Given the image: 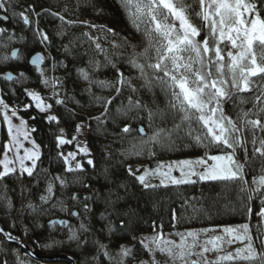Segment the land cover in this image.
<instances>
[{
  "label": "trees",
  "instance_id": "trees-1",
  "mask_svg": "<svg viewBox=\"0 0 264 264\" xmlns=\"http://www.w3.org/2000/svg\"><path fill=\"white\" fill-rule=\"evenodd\" d=\"M13 1L19 4L22 11L28 9L29 5L34 7V10L29 9L26 13L30 23L25 25L22 17L12 18L8 13L9 20L0 21V27L20 32L22 39L17 48L21 54L29 56L38 51L45 56V64L49 61L64 64V75L58 96L55 98L46 96L45 90L37 87V91L52 105L59 121L48 122L45 114L33 105L30 104L27 110L24 109L29 97L25 94L26 89L15 83L16 78L23 74L36 84L39 78L33 66L28 62L20 66L0 64V71L6 68L14 72L21 70V74L10 81L0 79V95L9 105L18 108L20 116L30 127L31 136L39 146L40 153L32 176L15 172L0 180V197L7 198L0 199V223L6 230L20 234L21 227L25 226L27 229L25 239L36 251L67 252L74 257L77 264H120L113 258L109 261L103 254L99 246L106 241L111 247H117L123 242L132 244L136 259L143 257L146 251L140 246L137 236L143 232L154 231L153 224L156 226L155 230L165 231L247 222L250 225V234L255 237L257 225L260 223L255 215L261 207L260 199L254 197L250 202L253 214L249 219L245 206L249 202L246 193L240 192V182L211 181L181 185L165 183L166 186L155 183L153 185L156 187L145 188L128 174V165L132 163L140 162L153 166L160 159L204 155L205 149L197 146L188 137L187 125L178 133L173 132L172 139L175 143L171 148L142 144V139L147 140L156 129H173L175 124L180 123V113L169 107L170 91H165L154 80L151 86L147 85L141 78L139 70L130 63L134 52L141 53L147 47V40L143 28L137 30L120 0ZM186 3L193 4V0H186ZM194 7L195 11H199L198 4ZM258 7L261 9V16L264 17V0H259ZM37 13L39 15H36ZM52 13H59L65 21L74 23H62L59 17ZM191 18L195 24L202 26L203 22L194 13ZM87 20L103 24L104 31L111 41V47L106 53L96 52L89 44L85 36V27L81 23ZM108 29L113 31L109 32ZM37 30L47 34L49 38L47 42H41ZM2 34L0 33V37ZM207 34L208 30L202 28L198 39L203 40ZM137 59L140 63L145 62L143 57ZM117 68L130 82L123 86L119 95L114 88L96 83L115 82ZM81 69L89 74L92 81L90 85L87 83L88 80L82 78ZM254 80H259V77ZM255 96L253 91L240 93L239 97L234 96L232 100L222 105L224 114L237 120L241 110L253 108L256 103ZM96 97L112 98L108 114L104 117H101L104 106L97 102ZM129 97L133 101L138 100L146 108H133L129 111L127 109ZM240 97L247 102L241 103ZM57 98L64 103L56 104ZM147 109L154 113L151 123ZM92 117L101 118L90 119ZM82 120L87 121L85 140L89 148L88 156L93 164L89 165L85 161L82 170L66 171L65 184L55 187L61 191L58 194L65 197V200L59 201L62 208L56 206L57 210L48 208L42 211L38 208L40 195L49 180L64 170V162L62 157L58 156L55 138L61 135L60 129L64 130L62 134L64 137L70 138L77 123ZM126 124L132 129L129 133L121 131ZM139 126L145 130L143 136L138 132ZM193 127L197 125L193 124ZM33 129L35 131H32ZM4 136L1 127L0 151ZM247 139L248 160L245 161L243 149L238 150L237 156L240 162L245 164V179L249 186H252L254 178L264 175L261 171L264 168V158L259 154L253 156L250 134H247ZM149 148L155 152L154 156H149ZM209 151L218 152L215 148ZM58 194L56 193L57 197ZM73 195L77 199H72ZM85 197L89 199L85 200ZM8 200L11 201V208L7 207ZM186 200L189 204H185ZM75 202H78V209L73 210L71 207ZM85 203L89 206L88 212L84 210ZM193 206L197 212H193ZM73 211L78 215L73 216ZM173 211L177 217L175 221ZM54 212L58 213L59 217L68 218L67 225L74 224L78 228V239L72 243L71 250L64 242L58 247L48 248L47 251H41L37 247L36 242L42 243L48 238L46 216ZM81 223L86 226V231L80 229ZM57 227L65 230L63 225ZM261 231H264V224H261ZM24 251L19 243L8 241L0 234V264H4L5 260L7 264H20L18 257Z\"/></svg>",
  "mask_w": 264,
  "mask_h": 264
},
{
  "label": "snow or ice",
  "instance_id": "snow-or-ice-1",
  "mask_svg": "<svg viewBox=\"0 0 264 264\" xmlns=\"http://www.w3.org/2000/svg\"><path fill=\"white\" fill-rule=\"evenodd\" d=\"M120 2L129 12V16L137 30L143 28V34L147 40V47L141 53L134 52L130 63L139 70L141 78L145 80L147 85L151 86L154 80L165 91H170L169 107L180 113V123L175 124L173 129H156L147 140L142 139V144L171 148L175 143L172 139L173 132L178 133L187 125L188 137L197 146L205 149L204 156L197 157L195 160L173 162L180 171L179 178L171 175L173 164L164 165L163 163H159L156 169L145 168L143 173L139 175L137 173L140 172V169L137 168L134 171L129 165L128 174L133 176L145 188L156 187V185L146 182L147 177L153 175L164 177L161 184H165L166 180L174 185L211 181L240 182V192L246 193L249 202L245 205L249 219L253 214L250 202L255 197L259 198L261 203L260 210L255 213L260 221L257 225L255 237L250 234L249 223H245L235 227H223L224 235L212 236L206 239L204 244L199 243V236L201 233L207 234L210 229H190L185 233H177L180 237L178 243L164 238L162 233H157L151 238L142 239L141 245L150 255L159 251L166 253L174 262L179 260L182 264H189L188 258L193 255L203 256L204 253L210 251L218 252L222 249L223 244L230 245L239 241L243 244V247L236 248L234 253L217 255L213 261H209L205 257L203 264H225V262L264 264V231H261V224H264V175H261L258 179L254 178L252 186H249L248 181L245 179V164L241 163L237 156L238 150L243 149L245 161L248 160L247 134H250L253 156L259 154L260 157L264 158V119H262L264 117V17L261 16V9L258 7L259 0H193V4L186 3V0H120ZM10 3L11 0H0V10L4 12L3 16H0V21L9 20ZM195 4L199 5V11H195ZM132 8H134V11H132ZM29 9L34 10V7L29 5L28 9L19 13L25 25L30 23L29 16L26 14ZM193 13L203 22L202 26H198L193 22L191 18ZM15 15L17 14L13 12V16ZM52 15L59 17L62 23H74L73 21H65V18L60 16L59 13H52ZM81 23L88 24L87 21H81ZM90 26L96 27V25ZM202 28L207 29L208 34L204 36L202 41H198L197 37L201 35ZM4 31L6 29L0 28V32ZM108 31L112 32L113 30L108 29ZM37 34L40 36L42 43L48 41L49 38L46 33L37 30ZM96 47L103 51L98 43ZM256 49L259 50V58L254 54ZM151 52H154V56L150 54ZM12 56H16L15 51ZM138 57H143L145 62H138ZM8 59V56L3 57L5 61ZM42 59V55L37 53L30 62L36 65L39 70ZM113 67H115L114 64ZM80 74L84 80L92 83L86 71L81 69ZM41 75H43L42 72ZM256 77H259V80L253 79ZM4 78L11 80V73H6ZM41 82L53 88V98L58 96L55 90L56 85L59 83L58 78H52L51 83L47 79H42ZM96 83L103 87L114 88L117 95L122 92L124 85L130 84L118 68L115 82L96 81ZM250 91L258 92V95L254 98L256 103H254L252 109L241 110L237 120H233L224 114L222 107L224 103L232 100L234 96L239 97L240 93ZM25 94L31 98L35 107L41 113L51 109L52 105L46 104L39 93L26 89ZM95 99L104 106L101 117L106 116L112 98L96 97ZM55 102L58 105L64 103L63 100L58 98ZM240 102L246 103L247 101L240 97ZM30 106L26 104L24 109L27 110ZM133 108L142 109L146 106L141 105L138 100L133 101L129 97L127 109L131 111ZM0 109L4 110L3 122L7 125L9 137V140L3 143L4 158L0 160V165L3 166V170L0 171V180L16 172V162L19 163L21 174L27 173L28 176H32L37 161L40 159L39 146L31 141L35 150L24 149L23 156H20L19 150L23 145L19 137L23 136L27 140L29 135L27 131H22L26 127V122L21 118L20 125H13L11 117L7 115L9 106L3 99H0ZM147 111L151 123L154 113L151 109H147ZM11 112L12 117L17 115L16 109H11ZM217 113H219V116H217ZM101 117L90 119L99 120ZM46 120L59 123L58 117L55 115L46 116ZM193 124L197 127H193ZM76 130L80 133L82 124H78ZM63 131V129H60L61 135L56 137L57 148L65 144H71L76 140V136H73L71 140L64 139ZM121 131L129 133L132 129L126 124ZM138 132L141 136L145 134L143 127L139 128ZM14 146L16 149L15 161L7 155ZM213 148L219 154H210L209 150ZM79 153L87 155V147H81L77 144V152H68L66 155L63 152H58V156L62 157L65 162V171L82 170V165L78 161L74 167L70 163L75 160ZM148 154L154 156L155 152L152 148H149ZM25 161H30L31 166H27ZM87 163L92 165L93 161L89 159ZM165 167H167V171H163ZM261 171L264 172V168ZM55 179L60 180L62 186L65 184V181L60 177ZM52 187L50 182L47 188L48 193H52ZM0 199L7 198L0 197ZM40 199L47 202L48 197L41 196ZM72 199H77V197L73 195ZM87 199L89 198L85 197V200ZM185 204H189V201L186 200ZM7 207H12L10 200L7 202ZM29 207H32V205H29ZM84 210L85 212L89 211V206L86 203L84 204ZM197 211L193 206V212ZM72 215L76 216L78 213L73 212ZM176 219L175 211H173V220ZM60 223L66 222L61 221ZM155 227V224H153L154 231ZM80 229L87 230L83 223H81ZM0 232H3V229H0ZM70 232V240L78 239L75 230L70 228ZM4 235L9 240L17 239L10 232L4 233ZM257 242H259L258 245ZM43 246L50 247L51 245L46 244ZM99 247L100 249L105 248L104 245ZM197 248H199V252L195 251ZM132 251L129 247L120 246L117 253L120 257V264H125V259L132 256ZM104 255L108 257L109 261L112 260V257L106 251ZM4 264H7V260L4 261ZM140 264H146V262L140 261ZM152 264H158L154 259V255ZM190 264H200V261L191 260Z\"/></svg>",
  "mask_w": 264,
  "mask_h": 264
},
{
  "label": "rangeland",
  "instance_id": "rangeland-1",
  "mask_svg": "<svg viewBox=\"0 0 264 264\" xmlns=\"http://www.w3.org/2000/svg\"><path fill=\"white\" fill-rule=\"evenodd\" d=\"M13 12H15L17 15L13 16ZM20 12H22V10H21L19 4H16L13 0H11L10 7H9V10H8V13L10 14V16L12 18L20 17L19 16ZM87 22H88L87 25H85L83 23L82 24L85 27L84 28V31H85V34H86L85 36H86L89 44L92 46V48L95 49L96 52L106 53L107 50L111 47L110 46L111 45V41H109V36L104 31L103 24L95 23L94 21H89V20H87ZM90 25H96V27H91ZM177 26H178V22H177ZM0 33H3L2 36L0 37V64H2L3 66H7L9 64H11V65L13 64L14 66H20L24 62H28V57L29 56H25L24 54H21L19 51H17L16 56L14 58L10 57L11 49L13 47H18L19 46V42L22 39V36H20V32H18V31L14 32L12 30H6V31L0 32ZM9 37H11V39H9ZM197 40L198 41H202V40H199L198 37H197ZM97 43L100 45V48L103 49V51H101L100 49H98L96 47ZM222 47H223V45H222ZM150 54L154 56V52H151ZM254 54L259 58V54L260 53H259L258 49L255 50ZM4 56H8L9 59L7 61L3 60ZM44 60H45V56L43 55V61H42V64H41V67H40L39 70H38V68H36L37 66L32 65L33 68L38 73L37 76H38L39 80H38V82H36V84L30 78H28V77H26L24 75H21L18 78H16V82L15 83L22 85L23 88H25L27 90L35 91L37 93H39L37 91V87L43 88L45 90V92H46L45 93L46 96L53 97V88L50 85L46 86L41 81H42V79H47L51 83L52 78H58L59 83L56 85V89H55L56 92L58 93L59 92V87H60L61 82L63 80V75H64L63 65L64 64L60 65L56 61H49V62H47V64H45ZM2 71L3 70H1V72ZM213 71H214V69H213ZM41 72L43 73V75H41ZM161 75H162V73H161ZM87 83H88V85L91 84L89 81ZM253 93L255 95H258V92H256V91H253ZM41 97L44 98L42 95H41ZM0 99H3L1 97V95H0ZM44 100H45L46 104H49L47 99L44 98ZM5 103L9 106V110L7 111V115L9 117H11V123L13 125H20V121H21L22 117L20 116V114L18 112V108L15 107L14 105H9L6 101H5ZM30 104L35 107L33 101L29 97V101L27 102V105H30ZM11 109H16L17 115L15 117H12ZM43 113L45 114V117L48 116V115L57 116L55 110L52 107H51V109H49V110H47L46 112H43ZM3 114H4V110L0 109V118H1V121H2L3 132H4V135H5L4 139H3V142H2L1 151H0V160H2L4 158L3 143L9 140L8 132H7V125L4 124V122H3ZM217 116H219V113H217ZM226 116H228V115H226ZM22 119L24 120V118H22ZM78 124H82V131L80 133H78L77 130L75 129L74 134L70 138H66V137L63 136V138L67 139V140H71L73 136H76V140L73 141V143H71V144H65V145L61 146L60 148H58L59 152H63L65 155L68 152H77V144H79L81 147H85L86 146L87 149H88V153H89V148H88V146L86 144V140H85L87 121L86 120H82V121L78 122L77 125ZM22 131H27L29 135H28V139L27 140H25L23 136L19 137V140H20L21 144L23 145V147H21L20 150H19V155L20 156H23L24 149H33V143H31V141H34L32 136H31V133H30V127H28L27 124H26L25 129H22ZM35 145H37L36 142H35ZM33 150H35V149H33ZM38 151H39V148H38ZM210 154L216 155V154H219V152H214V153H210ZM7 155H8V157L10 159H13L15 161V155H16L15 146L12 148L11 151H9L7 153ZM202 156H204V155L160 159L153 166L147 165L145 163H140V162L132 163V164H130V166L132 167V169L134 171L137 168H139L140 172L137 173V175H139V174L143 173L145 168L156 169L157 165L159 163H163L164 165H168V164H173V162L182 161V160H195L197 157H202ZM89 159H90V157L88 156V154L86 155L84 153H79L76 156L75 160L71 161L70 163L74 167L75 163L78 161L83 166L85 161H88ZM63 162H64V160H63ZM25 164L27 166H31V162L30 161H25ZM15 167L17 169L16 172H20L19 171V163L18 162L15 163ZM128 167H129V165H128ZM65 168H66V165H65V162H64V170L62 172L56 173L54 175V177L52 179H50L49 182L47 183V185L45 187V190L40 195V197L41 196H46V197H48V199H47V202H44V201H41V199L39 198L38 208H40V210L44 211V210H46L48 208H50V209L54 208L55 209L56 206L59 207V208H62L61 207L62 204L59 201L65 200V197L62 194H60V193L58 194V192H61V191L60 190L58 191V189H56L55 187H56V185H61V183H60V180H56L55 178L56 177H60L62 180H64L65 179V172H66ZM2 170H3V166L0 165V171H2ZM163 171H167V167H165L163 169ZM171 175L175 176L177 178L180 177V171L178 170V167L175 164H173V170L171 172ZM162 179H164V177L161 176V175H153V176L147 177V181L146 182L151 184V185H153L155 183H161ZM50 182L52 183V186H53L52 187V193H48L47 192V188H48V185H49ZM165 183L169 184L170 182H168L166 180ZM56 193L58 194V197L56 196ZM71 208L73 210L74 209L75 210L78 209V202H75L72 205ZM57 209L58 208H56V210ZM59 216L60 215L58 213H56V212H54L53 214L50 213L49 215L46 216V220L48 221L52 217H59ZM61 217H64V216H61ZM245 223H247V222L228 223V224H221V225H208V226H199V227H191V228H179V229L177 228V229H171V230H165V231L164 230H155V231L140 233L137 236V240L140 243V246H142L141 245V240L142 239L151 238L154 235H156L157 233H162L164 238H166L168 240L176 241L178 243L179 240H180V237L177 235V233H185L187 230H190V229H192V230L210 229V231L207 232V234L201 233L200 236H199V243L200 244H204L205 240L211 238L212 236L224 235V233L222 231L223 227H225V226L235 227V226L242 225V224H245ZM47 224H48L47 225L48 238H47L46 241H44L42 243H41V241L36 242L37 247L41 251H47L48 248H54L56 246L58 247L62 242H64V243H66L69 246V250H71L73 248L72 243L74 241H76L77 239L76 240H70L69 239V236L71 235L70 228L72 230L76 231L77 237H78V233H79V231L77 230L78 228H76V226L74 224H70V225L63 226V227H65V230H63V229L57 227L56 223L50 224V223L47 222ZM59 226H61V225H59ZM26 231H27V229L25 228V226H22L21 229H20V234H16V235H21L23 240L28 242L25 239ZM53 242H55V243H53ZM189 242H191V241L189 240ZM245 243H246V241H245ZM29 244L31 245L32 248H34L31 243H29ZM46 244L51 245V246L50 247H44L43 245H46ZM103 245L105 246V248L102 249L103 254L106 251L115 261H118L119 263H120V257L117 255V253L119 252V249H120L121 245L129 247V248H131L134 251V248H132L133 247L132 244H129V243H126V242L121 243L117 247H111L107 241ZM209 247H211V246L209 245ZM239 247H243V244L240 243L239 241H237V242H235L233 244H230V245L225 243V244H223L222 249L220 251H218V252L217 251H210L208 253H204L203 256L193 255V256L189 257L188 260H189V263H190L191 260H199L200 264H203V260H204L205 257L207 258V260L213 261V260L216 259L217 255H226L227 253H230V252L234 253V250L236 248H239ZM142 248L145 249L143 246H142ZM133 251H132V256H130V258H128V260L125 259V264H140V261H144V262H146V264H152L153 255H154L155 261L158 262V264H182V262L179 261V260H176L174 262L166 253H161L159 251H156L153 255H150L149 252L147 250H145L146 254L143 257H141L139 259H136L135 255L133 254ZM195 251L199 252V248L195 249ZM18 261H19L20 264H68L64 260L43 261V260H40V259H35V258H32L26 251H24L22 254H20V256L18 257ZM75 264H77L76 261H75Z\"/></svg>",
  "mask_w": 264,
  "mask_h": 264
},
{
  "label": "water",
  "instance_id": "water-1",
  "mask_svg": "<svg viewBox=\"0 0 264 264\" xmlns=\"http://www.w3.org/2000/svg\"><path fill=\"white\" fill-rule=\"evenodd\" d=\"M3 12H0V16H3ZM17 52V48L16 47H13L10 51V57L11 58H14L12 56V53L13 52ZM37 53H40L38 51L36 52H33L32 54L29 55L28 57V63L30 65H34L32 64L30 61L32 59L33 56H35ZM41 54V53H40ZM42 55V54H41ZM43 57V55H42ZM41 64H42V61L40 62L39 64V69L41 67ZM36 66V65H35ZM6 73H11L12 75V78L16 76V73L13 72L12 70L10 69H7L5 70L4 72L1 73L0 76H2L4 78L5 74ZM1 127H2V121H1V118H0V143H1ZM142 126H139V128H141ZM61 221H64L66 223H60ZM48 223L52 224V223H56L57 225H63V226H66L69 222L68 218L66 217H52L50 218L48 221ZM0 229H3V232H0V234H2L5 238V235L4 233H9L10 231L6 230L2 224L0 223ZM11 233V232H10ZM14 237H16L17 239H14V240H9L7 239L8 241H13V242H18L23 248L24 250L29 254L31 255L33 258L35 259H40V260H43V261H54V260H64L66 261L68 264H75V259L74 257L67 253V252H53V253H41V252H38L36 251L34 248L31 247V245L26 242L25 240H23L22 236L21 235H16L14 233H11ZM6 239V238H5Z\"/></svg>",
  "mask_w": 264,
  "mask_h": 264
},
{
  "label": "flooded vegetation",
  "instance_id": "flooded-vegetation-1",
  "mask_svg": "<svg viewBox=\"0 0 264 264\" xmlns=\"http://www.w3.org/2000/svg\"><path fill=\"white\" fill-rule=\"evenodd\" d=\"M0 12H2V11H0ZM4 13V12H3ZM17 48V47H16ZM17 51H18V49H17ZM17 53V52H16ZM7 69H9V68H6V69H4L2 72H4L5 70H7ZM11 70V69H10ZM1 71H0V75H1V73H2ZM14 72V71H13ZM16 73V76L15 77H13L12 79H14V78H16L18 75H20L21 74V70H19L18 72H15ZM4 79V80H6L5 78H3L2 76H0V79ZM11 79V80H12ZM6 81H10V80H6Z\"/></svg>",
  "mask_w": 264,
  "mask_h": 264
}]
</instances>
